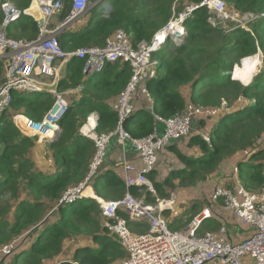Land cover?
Returning <instances> with one entry per match:
<instances>
[{"label": "trees", "instance_id": "obj_1", "mask_svg": "<svg viewBox=\"0 0 264 264\" xmlns=\"http://www.w3.org/2000/svg\"><path fill=\"white\" fill-rule=\"evenodd\" d=\"M12 1L19 8H26L31 0ZM175 1L109 0L110 9L103 13L94 7L79 31L61 29L57 35L59 44L64 50L102 46L117 29L130 35L132 45L141 40L150 41L171 17ZM184 1L198 3L201 0ZM223 1L232 12L255 16L248 23L250 30L236 28L225 33L213 27L207 21V9L202 6L185 20L183 40L179 44L171 42L169 50L154 54L159 55L161 74L148 85L155 100L160 101L154 108L156 115L168 118L180 113L186 103L181 89L186 86L188 100L195 104L214 107L224 99L232 105V110L216 121L208 141L200 134L190 136L188 145H196L199 156H188L176 150L183 167L171 170L161 182L149 174L160 196L167 195L165 187L193 186L206 180L222 161L244 150L247 156L238 164L239 180L249 190H258L264 184V147L250 150L264 137V0ZM66 12L67 9L61 12V19ZM1 20L0 10V23ZM38 32L37 21L29 15H23L7 29V34L15 38H34ZM258 49L263 63L259 74L247 85L232 79L230 73L240 58L255 54ZM130 76L127 63L116 61L102 72L87 76L83 73V60L73 56L67 61L58 88L68 90L81 86V90L60 121L57 137L49 144L55 166L52 173L37 169L31 156L34 138L21 133L12 118L5 120V113L0 116V248L16 239L12 253L0 259V263L9 258L8 264H45L46 260L65 251L68 242L76 243L80 236L90 238L93 246L76 247L73 255L62 258L59 264H113L125 257L124 248L101 224V212L94 199L67 200L63 196L84 180L94 153L93 141L80 132L81 126L91 112H96L97 133L116 128V113L109 104L124 89ZM51 103L49 92L15 91L10 107L39 120ZM157 122L149 110L137 109L123 126L132 136L140 138L152 134ZM111 171L105 166L99 170L86 192L105 199L123 196L127 191L125 183ZM128 190L135 196L140 195L136 187ZM145 196L146 201L156 200L148 191ZM128 225L137 232L147 227L134 221H128Z\"/></svg>", "mask_w": 264, "mask_h": 264}, {"label": "built area", "instance_id": "obj_2", "mask_svg": "<svg viewBox=\"0 0 264 264\" xmlns=\"http://www.w3.org/2000/svg\"><path fill=\"white\" fill-rule=\"evenodd\" d=\"M99 1L101 0H31L29 6L19 8L10 0H0V64L3 69L0 81V116L10 108L15 91L49 92L52 103L39 120L26 116L21 110L11 115L21 133L38 142H49L59 133L60 121L74 100L73 97L75 98L72 92L81 90V86L69 90L58 88L63 70L61 66L65 67L73 56L83 60V73L102 72L108 64L116 61L127 63L131 70L130 79L111 104L118 124L112 131L97 133L98 114H89L83 123L90 125L87 131L80 128V132L94 144L88 173L82 182L69 188L63 197L68 200L85 195L83 189L91 186V179L105 166L106 151L112 139L121 146L129 143L136 152L137 161L128 159L125 154L120 160L121 178L127 188L125 194L114 199H105L96 193L94 196L86 195L97 202L101 217L105 220L103 225L125 250V257L117 264H205L213 261L217 264H264V184L258 190H249L238 177L233 181L232 187L216 186L211 193L213 200H221L224 209H231L244 224L252 228L250 235L237 243L218 237L210 231L200 232L202 220L210 217L207 208L201 212V216L192 218L185 227L172 230L164 218L163 210L172 208L177 200L176 193H171L167 198H157L155 202H147L128 190L130 187H144L156 194L149 174L156 170L162 150L171 141L188 136L195 120L201 118L217 121L224 113L232 110V105L224 99L214 107L187 101L178 114L168 118L156 115V100L148 85L158 77L154 68L157 63L154 54L169 42L179 44L183 40L186 35L184 22L199 7L207 9V21L213 26L216 25V17L236 21L240 14L230 11L223 0H201L198 3L183 1L181 8L174 2L171 17L154 33L150 41L141 40L132 45L130 35L123 29H117L102 46L62 49L57 38L58 32L78 23ZM34 8L39 9L44 19L43 24L38 23V34L29 39L9 36L8 27L26 12L30 15ZM65 9L67 12L61 22L50 27V18L60 15ZM240 16H247L248 21L250 17L253 18L248 15ZM176 25H180L183 30L175 33ZM236 27L238 24L228 30ZM137 109L149 110L158 122L164 124L162 132L158 133L155 127L148 136H132L123 124ZM202 137L209 140L208 134H202ZM261 139L250 150L258 147ZM233 171L238 173V167L234 166ZM128 221L144 223L146 230L134 231L129 227ZM220 231L225 232L223 227ZM15 244L16 241L13 240L2 246L0 259L10 255Z\"/></svg>", "mask_w": 264, "mask_h": 264}, {"label": "crops", "instance_id": "obj_3", "mask_svg": "<svg viewBox=\"0 0 264 264\" xmlns=\"http://www.w3.org/2000/svg\"><path fill=\"white\" fill-rule=\"evenodd\" d=\"M103 1H99L96 5H100L99 9H102L104 5H102ZM31 4V1L29 5ZM28 5V6H29ZM95 5V6H96ZM102 7V8H101ZM94 7H92L86 14L82 16V18H85V22L88 21L90 13L92 12ZM103 11V9H102ZM80 19L79 22H82L84 19ZM53 21V22H52ZM50 23L51 27L57 26L61 22V18L57 20H52ZM78 22V23H79ZM73 30V29H70ZM1 68V78L3 75V69L0 64ZM61 75H64V68L62 70ZM69 90V89H68ZM182 95L186 98V101H189V93L188 88L183 87L181 89ZM72 95H75V98H78L80 96V92L73 91ZM115 97L112 98L110 101V106L113 103ZM12 113H16L19 110L11 109ZM216 124L215 120H204V119H197L192 123L191 132L188 136L179 139V140H173L171 141L170 145L166 147L162 152L160 153L159 160L157 163L156 170H154L150 175H153L154 179L157 181H163L164 178L168 175V173L177 168L183 167V164L180 162L179 158L176 155V150H178L180 153L190 156H199L200 150L196 145H188V140L191 135L193 134H209L211 129ZM82 127V126H81ZM156 129L158 133H161L164 129V124L162 122H157ZM41 147L42 145H39ZM33 148H37L36 145ZM42 150V149H41ZM43 152V150H42ZM44 154V152H43ZM126 155L128 159L137 161L136 158V152L131 147L129 143H126L124 146H121L116 142L115 139H112L110 143L108 144V148L106 151L105 156V168H108L112 171L117 172L118 176H121L122 172V165L120 160L122 159V155ZM50 155V154H49ZM48 155V156H49ZM247 156V151H241L238 152L236 155L229 157L228 159H225L220 163L218 168L215 172L210 174L206 180L200 181L196 183L193 186H185V187H176L174 188V192L177 194V200L172 206V208L164 209L163 215L166 219L168 226L172 230H178L181 229L183 226L187 224L192 218L195 216H201V212L207 208L210 212V217H206L202 220L200 225V232L203 231H210L213 232L218 237H224L227 240H230L231 242L237 243L244 239H246L250 233L252 232V228L248 225L244 224L240 218H238L234 212L231 209H224L222 207V201L221 200H213L211 198V193L214 190L216 186H226V187H232L233 181L238 178V173H234L233 168L234 166L238 167V164L240 161H245ZM46 157L42 155L41 153H38L35 151V160L37 161V164L41 165L39 162H43ZM52 158H49L46 160L45 164L43 166L47 167L44 171L49 172L48 170L53 165ZM51 171V169H50ZM153 182V180L151 179ZM137 188V187H136ZM138 192L140 193L139 197H142L145 199V195L147 190L144 187H138ZM168 187H165V191L167 192L166 196H160L157 194L151 193L150 196L157 198H167L171 193H169ZM94 191V190H93ZM149 192V191H148ZM94 194V193H93ZM156 201V200H155ZM154 201V202H155ZM152 202V201H147ZM181 207L186 210L183 213L179 210ZM182 213V214H181ZM103 219V218H101ZM189 220V221H188ZM224 228L225 232H221L220 229ZM69 243V242H68ZM67 243V248L65 251L61 252L57 256L50 258L45 261V264H59L62 258H70V256L73 255V252L76 247L78 246H93V242L90 240V238L86 236H80V239L74 244ZM9 258L5 263L0 264H8ZM244 261L248 262L247 259ZM119 261L114 262L113 264H117ZM205 264H217V262H208Z\"/></svg>", "mask_w": 264, "mask_h": 264}, {"label": "rangeland", "instance_id": "obj_4", "mask_svg": "<svg viewBox=\"0 0 264 264\" xmlns=\"http://www.w3.org/2000/svg\"><path fill=\"white\" fill-rule=\"evenodd\" d=\"M11 2H13L12 0H10ZM183 1L184 0H177V1H175V3H176V5H177V7L178 8H181L183 5ZM13 3H15V2H13ZM16 4V3H15ZM174 4V3H173ZM102 5H104L103 6V11H102V9H101V11L103 12V13H106L109 9H110V4H109V0H105V1H103V3H102ZM61 18V14L59 15V14H56V15H53L51 18H50V20H49V22H51L52 20H57V19H60ZM255 17H253V18H251L250 17V20L248 21V17L247 16H240V15H238V17H237V20L236 21H233V20H231V19H221V18H219V17H216L215 18V21H216V25H212V24H210L211 26H213V27H219V28H221L225 33H229L230 31L228 30V28H230L231 26H233V25H235V24H238V27H236V28H241V29H244V30H250L249 29V25H248V22H250V21H252L253 19H254ZM82 19H84L82 22H79V23H73V25L70 27V29H73L72 31H74V32H77V31H79L80 29H82L83 27H84V25L86 24V22H85V18H82ZM53 22V21H52ZM12 25H14V23L12 24ZM50 27H51V25H50ZM235 28V29H236ZM261 29H263V27L261 28ZM173 44V43H172ZM170 47H171V42H169V43H167L163 48H162V50L161 51H159V52H163V51H167V50H169L170 49ZM253 55H257V58H258V61H259V65H256L255 67H254V70L251 72V75H250V79L249 80H252L256 75H258L259 74V72H260V70L262 69V65H263V63H262V54H261V52H260V50L258 49V52L257 53H255V54H252V55H249V56H246V57H242V58H240V60H239V63L237 64V65H239V64H241L242 63V61L244 60V59H246V58H249L250 56H253ZM154 57H155V60L157 61V63H156V65H155V70H156V72H157V74H158V76H160V74H161V72H160V70L158 69V64H159V61H160V58H159V55H154ZM257 67V68H256ZM231 72H233V69H232V71ZM237 72H238V70L236 71V76H237ZM230 77L232 78V73L230 74ZM236 80H238L237 78H235ZM152 81V80H151ZM238 81H240V80H238ZM241 82V81H240ZM251 82V81H250ZM160 101L159 100H156V106H159V103ZM111 108H112V105L110 106ZM11 109H13L12 107H10L8 110H6V112H5V115H4V119L5 120H7V121H10L11 120V113H12V110ZM113 109V108H112ZM128 126V125H127ZM129 128L130 127H132V123H131V125H129L128 126ZM262 141H261V143H260V147H264V137L261 139ZM34 144L36 145V147L37 148H32V150H31V156H32V158H33V160H34V162H35V164H36V166H37V169L38 170H41V171H44V169L46 168L47 169V167H45V166H43L44 164H45V162H46V160L49 158V156L51 155V150L49 149V142H45V141H41V142H38V141H36V139H34ZM38 144L39 145H42L41 147H39L38 146ZM43 150V152H44V154H43V152H42V150ZM35 151H37L38 153H41L42 155H44L45 157H46V159L45 160H43V162H39L41 165H39V164H37V161L35 160ZM50 154V155H49ZM49 155V156H48ZM50 169H51V171H50ZM50 169L48 170L50 173H52V171L55 169V166L54 165H52L51 167H50ZM113 172L114 173H116L117 174V172H115V171H111L110 173L111 174H113ZM175 190L174 189H169V193H176V192H174ZM91 193H93V192H91ZM82 197H86V195H83ZM180 212H184V211H186L185 209H184V207L182 208L181 207V209L179 210ZM181 213V214H182ZM100 221H101V224H104L105 223V220L104 219H100ZM189 221V220H188ZM187 224H188V222H187ZM186 224V225H187ZM185 225V226H186ZM185 226H183V227H185ZM182 227V228H183ZM14 241H16V239L14 240ZM3 259V258H2Z\"/></svg>", "mask_w": 264, "mask_h": 264}, {"label": "bare ground", "instance_id": "obj_5", "mask_svg": "<svg viewBox=\"0 0 264 264\" xmlns=\"http://www.w3.org/2000/svg\"><path fill=\"white\" fill-rule=\"evenodd\" d=\"M99 6L100 5H96L95 7L99 8ZM32 12L36 16L39 15V13L36 11L35 8L32 10ZM175 27L177 28L175 33L181 32L183 30V28L180 25H176ZM66 28H68V27H66ZM256 65H259V61H258L257 55L250 56L249 58L244 59L241 64L235 65L234 66L235 70H234V73H232V74H233L234 78H237L238 80L242 81L244 84H249L250 83L249 79H250L251 72L254 70V67ZM237 70H238V72H237V76H236V71ZM91 120H93V119H91ZM89 126H90L89 124L83 125L82 126V130L83 131H87ZM86 191L87 190H86V187H85L83 189V194L88 195V196L96 195L95 193L93 194L91 192H86Z\"/></svg>", "mask_w": 264, "mask_h": 264}, {"label": "water", "instance_id": "obj_6", "mask_svg": "<svg viewBox=\"0 0 264 264\" xmlns=\"http://www.w3.org/2000/svg\"><path fill=\"white\" fill-rule=\"evenodd\" d=\"M35 9H36V11L39 13L38 16H36L32 11H31L30 15H29L27 12H26L24 15H29V16H31L35 21H37V23H39V24H43V23H44V19H43L42 15H41L39 9H37V8H35ZM234 66H235V65H234ZM63 67H64V65L61 66V69H63ZM234 70H235V67H233V72H231V73H234ZM85 74L88 76V75H91L92 73L88 71V72H86ZM232 79H235L234 76H233V74H232ZM235 80H236V79H235ZM250 81H251V80H250ZM241 83L244 84L242 81H241ZM244 85H247V84H244ZM59 131H60V130H59ZM55 138H56V137H55ZM55 138H53L52 140H50L49 143H51ZM2 260H4V258H3Z\"/></svg>", "mask_w": 264, "mask_h": 264}]
</instances>
